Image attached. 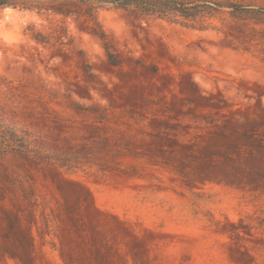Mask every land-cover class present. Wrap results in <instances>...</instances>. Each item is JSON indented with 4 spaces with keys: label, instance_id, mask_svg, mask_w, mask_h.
<instances>
[{
    "label": "rangeland",
    "instance_id": "rangeland-1",
    "mask_svg": "<svg viewBox=\"0 0 264 264\" xmlns=\"http://www.w3.org/2000/svg\"><path fill=\"white\" fill-rule=\"evenodd\" d=\"M30 1L0 24L30 150L0 156V264H264V0Z\"/></svg>",
    "mask_w": 264,
    "mask_h": 264
},
{
    "label": "trees",
    "instance_id": "trees-1",
    "mask_svg": "<svg viewBox=\"0 0 264 264\" xmlns=\"http://www.w3.org/2000/svg\"><path fill=\"white\" fill-rule=\"evenodd\" d=\"M98 1L113 3L120 6L134 5L148 13L158 14L162 16L174 13L185 18L192 17L193 13L199 9H216V8L224 7L221 3L213 2V1H203L200 4H193V5L179 0H165L159 4H148V3L144 4L142 2H138L137 0H98ZM4 7L20 8L26 10H37L39 12L44 9L39 4H34L30 0H0V9ZM45 10L48 11V8ZM256 10L259 12H264V8H257ZM89 22L91 23L89 29L93 33V35L101 41L106 51L109 62L115 66L119 65L120 62L116 57V55L112 53L110 41L106 33L102 30L100 24L98 23L97 18H95L92 15L89 18ZM33 38L36 41L46 43L44 38H42L41 34H33ZM9 152H16L21 156H25L30 152L29 145L25 140V138H20L16 134H14L12 137H9L7 131H0V156L6 155Z\"/></svg>",
    "mask_w": 264,
    "mask_h": 264
},
{
    "label": "clouds",
    "instance_id": "clouds-1",
    "mask_svg": "<svg viewBox=\"0 0 264 264\" xmlns=\"http://www.w3.org/2000/svg\"><path fill=\"white\" fill-rule=\"evenodd\" d=\"M0 15L3 16V20H0V24L8 23V22H14V17L16 16V13L13 12V9L10 7H4L0 9ZM93 95H95L93 93ZM103 103V101H101Z\"/></svg>",
    "mask_w": 264,
    "mask_h": 264
}]
</instances>
